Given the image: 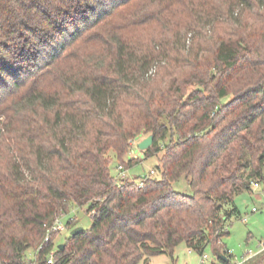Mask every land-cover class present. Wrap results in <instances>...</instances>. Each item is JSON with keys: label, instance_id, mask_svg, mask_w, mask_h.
I'll use <instances>...</instances> for the list:
<instances>
[{"label": "trees", "instance_id": "obj_1", "mask_svg": "<svg viewBox=\"0 0 264 264\" xmlns=\"http://www.w3.org/2000/svg\"><path fill=\"white\" fill-rule=\"evenodd\" d=\"M111 153L126 172L161 154L158 177L115 179ZM254 183L264 0H0V264H48L73 206L93 224L53 264H141L182 244L231 264L221 240Z\"/></svg>", "mask_w": 264, "mask_h": 264}, {"label": "rangeland", "instance_id": "obj_2", "mask_svg": "<svg viewBox=\"0 0 264 264\" xmlns=\"http://www.w3.org/2000/svg\"><path fill=\"white\" fill-rule=\"evenodd\" d=\"M113 157L110 170L111 175L115 179L120 178L118 170L119 163ZM161 154L152 158L144 159L134 167L127 170V177L131 182L139 184L142 178L158 177L157 174L151 176V172L155 171L160 165ZM260 188H254L251 192H245L235 198V204L240 212L238 218H233L228 229L230 234L221 240V244L229 251L231 255V264L241 263L248 252L257 253L264 248V184H260ZM177 191L190 193V189L184 180L175 185ZM87 208L72 207L68 214L60 217L59 221L65 227V231L58 234L54 243L57 247L65 242L74 229L82 228L87 231L93 224L92 215L87 214ZM72 223V225H69ZM208 258V264L218 262L214 255V247L209 246L204 254ZM201 255L190 252L184 245L176 248L174 257L169 255H161L151 257L147 262L141 264H201ZM264 256L258 255L244 264H257ZM35 253L31 250L27 253V262L33 263Z\"/></svg>", "mask_w": 264, "mask_h": 264}, {"label": "built area", "instance_id": "obj_3", "mask_svg": "<svg viewBox=\"0 0 264 264\" xmlns=\"http://www.w3.org/2000/svg\"><path fill=\"white\" fill-rule=\"evenodd\" d=\"M138 142H139L138 141V138H137V140L135 142H131V144L135 146V149H134V151L130 155V160H138L140 158V151L138 150V147H137ZM118 170H119V173H120L119 180H122L123 181V180H125V179L128 178L127 177V172L124 170V168L122 166H119L118 167ZM151 174L154 175L155 172L152 171ZM138 186L141 187L142 186V182H140L138 184ZM260 186L261 185H259L258 183H254L253 184V187L254 188H260ZM60 217L56 220V222L54 223V225L50 228V230L48 232V235H47V237L45 239V245L50 244V242H51L50 239H51V235L52 234H54V233L60 234L61 232L65 231L66 228L63 227V225L59 221ZM42 248H43V246H41L39 248V250H42ZM56 251H57V247L54 245L53 248H52V250L50 251L49 256H48L49 257L48 258V264H53L54 255H55ZM263 252H264V248L262 250L258 251L257 253H253V252L250 251V252H248L246 254L245 259L241 263H239V264H244V263L250 261L251 259L255 258L256 256L262 254ZM201 257H202L201 258V264H208V258H207V256L202 255ZM215 264H221V263L217 262Z\"/></svg>", "mask_w": 264, "mask_h": 264}, {"label": "water", "instance_id": "obj_4", "mask_svg": "<svg viewBox=\"0 0 264 264\" xmlns=\"http://www.w3.org/2000/svg\"><path fill=\"white\" fill-rule=\"evenodd\" d=\"M138 150L139 151H142V152H145L147 151L149 148L152 147L153 145V142H154V137L153 136H149V137H146L144 139H142V137H139L138 138ZM84 230L82 228H78V229H75L72 233H71V236L72 237H75L79 234H81ZM214 255L217 257V259L223 261V262H229V259L227 256H225L219 249L217 248H214Z\"/></svg>", "mask_w": 264, "mask_h": 264}]
</instances>
